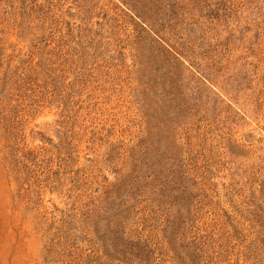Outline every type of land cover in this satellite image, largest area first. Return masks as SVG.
Returning a JSON list of instances; mask_svg holds the SVG:
<instances>
[{"label": "rangeland", "instance_id": "obj_1", "mask_svg": "<svg viewBox=\"0 0 264 264\" xmlns=\"http://www.w3.org/2000/svg\"><path fill=\"white\" fill-rule=\"evenodd\" d=\"M0 264H264V0H0Z\"/></svg>", "mask_w": 264, "mask_h": 264}]
</instances>
